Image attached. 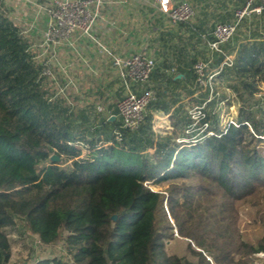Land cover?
<instances>
[{
	"label": "trees",
	"instance_id": "16d2710c",
	"mask_svg": "<svg viewBox=\"0 0 264 264\" xmlns=\"http://www.w3.org/2000/svg\"><path fill=\"white\" fill-rule=\"evenodd\" d=\"M231 41L211 51L208 67L218 71L212 85L219 78L237 94V121L221 129L211 119L206 87L195 105L200 113L186 114L180 140L174 129L155 137L147 110L129 130L115 119L88 123L84 111L56 95L0 1V264L10 259L5 229L19 219L40 243L61 241L69 259L32 264H183L166 250L175 237L185 240L195 264H253V255L264 252V234L255 241L243 236L238 208L254 206L264 228V39H237L225 51ZM173 51L179 61L190 54L183 46ZM198 60L191 54L183 65L202 88L193 70ZM154 90L147 109L160 106L163 89ZM164 182V192L150 188Z\"/></svg>",
	"mask_w": 264,
	"mask_h": 264
},
{
	"label": "crops",
	"instance_id": "0c3cea01",
	"mask_svg": "<svg viewBox=\"0 0 264 264\" xmlns=\"http://www.w3.org/2000/svg\"><path fill=\"white\" fill-rule=\"evenodd\" d=\"M198 2L199 5L212 2L215 7L217 6V11L224 13L231 7L234 10L244 0H198ZM219 5L222 6L218 8ZM193 7L195 10L196 7ZM39 12L45 14L42 11ZM196 15L194 13L188 23L191 28L189 31L185 25L169 23L168 19L154 6L152 0H105L101 16L92 27L91 34L98 39L106 51L88 37L75 31L70 40L54 46L58 84L62 81L61 86H63L69 80L64 91L70 89L69 86L76 85L74 88L71 86L74 92H84L83 95H79V99L76 97L78 103H94L97 116L118 120L117 102L123 94V84L107 52L122 56L136 51L148 53L155 58L156 63L149 84L154 89L157 86L163 89V92L158 94L161 95L160 106L147 109L152 116L153 134L156 137L175 130L179 140L182 138V128L185 127L183 123L187 120L185 109L192 104H198V96L202 95L201 88L195 86L194 81L191 82L185 76L188 69L183 65L191 54L198 57L204 46L202 37L199 41L191 36L192 34L196 37L202 36L204 32L202 28L204 23L200 21L201 19L197 20ZM46 21L47 16L45 24ZM176 46H183L189 51V56L180 61L176 59L173 55ZM181 67L182 72L179 70ZM170 76L179 80L176 82L169 80ZM131 87L140 90L137 85L131 84ZM56 93L64 95V92ZM79 104L73 108L85 110L88 116L89 112L81 108Z\"/></svg>",
	"mask_w": 264,
	"mask_h": 264
},
{
	"label": "rangeland",
	"instance_id": "374dc122",
	"mask_svg": "<svg viewBox=\"0 0 264 264\" xmlns=\"http://www.w3.org/2000/svg\"><path fill=\"white\" fill-rule=\"evenodd\" d=\"M2 3L3 11L7 16L14 20V22L19 26L20 30L24 33L27 37L28 41L31 45V50L35 54V60L37 62H41L42 59L46 57H50L51 67L53 72L56 75L57 68L55 67L56 63V56L54 57L52 53H45V55L41 53L42 47L40 46L42 35L45 29V19L46 15L39 12L36 5L34 3L38 2L40 4H44L47 0H0ZM193 6H195V13L196 19H201L203 21V31L205 37L208 38L212 28V21L216 20H224L230 19L232 17L233 7L226 12L217 11V6L215 7L212 2H207L199 5L198 0H188ZM222 6L219 5L218 8ZM147 7V6H146ZM41 13V14H40ZM43 14V15H42ZM42 18H41V17ZM37 18V19H36ZM195 19V20H196ZM213 21V22H214ZM252 36L261 37L264 39V15L260 17H250L245 19L240 27L238 28L237 32L231 39L232 41L224 48L225 51H231L234 46L235 48V41L242 38H250ZM203 47L198 55L199 60H208L212 58L211 51L206 46L205 41L203 40ZM229 56L233 57V52L229 54ZM213 62V58H212ZM56 70V71H55ZM213 71L214 68L207 67L205 69V76L207 78L212 77L213 80ZM211 79V78H210ZM62 81H59L60 86L62 85ZM260 83V82H259ZM51 89L57 92L58 87L54 84L49 83ZM73 86V85H71ZM66 89L63 95L66 102L74 103L69 104L79 106L81 108H85L89 115L88 123H95L100 118L97 116V112H95L94 103L86 104L84 102H77L76 97L79 99V95H83L84 92L78 91L74 92L72 89ZM261 91L258 93V96L264 95V84L260 83ZM94 87V86H93ZM215 90V95H205V98L208 97V100L204 101V108L207 109L209 112L211 119H216L218 122V126L221 129H224L227 124L230 122H236L239 117V108H240V101L237 96L227 85L223 83L221 79L216 78L215 84L213 85ZM56 95H60L57 94ZM212 96V97H210ZM207 99V98H206ZM78 103V104H77ZM100 105V104H99ZM254 107V104H251ZM75 110V109H74ZM187 114L194 113L196 111V107L194 104L187 106L185 109ZM79 112L81 110H75ZM85 111V110H84ZM210 119V120H211ZM195 127V126H191ZM185 128H182V132ZM192 135L195 134V131L191 133ZM181 137V136H180ZM180 140V139H179ZM260 144H264V141ZM88 150L83 149L82 155L87 154ZM182 180L178 179L176 182H180ZM194 179L184 180L185 183H194ZM168 182H164L158 185L150 184V188L153 190H160L164 192L165 188L167 187ZM239 214H240V221L239 227L241 231L244 233L245 236L249 240L255 241L256 238L262 236L264 234V228L261 224L256 223V214H255V207L249 204H242L239 206ZM5 232L8 236L10 242V259L8 264H32L34 261L38 259H42L45 257H57L62 259L64 263H68L69 259L66 256L63 248V244L61 241L55 242L53 244L45 245L40 243L38 237L28 231L25 227L24 223L19 219L16 220V224L13 227H8L5 229ZM167 252L174 253L179 255L182 260L183 264H195V258L189 254L185 247V240L182 237H175V239L171 240V242L167 245ZM207 259L210 257L207 256ZM253 264H264V252H259L253 255Z\"/></svg>",
	"mask_w": 264,
	"mask_h": 264
},
{
	"label": "built area",
	"instance_id": "2783aa9c",
	"mask_svg": "<svg viewBox=\"0 0 264 264\" xmlns=\"http://www.w3.org/2000/svg\"><path fill=\"white\" fill-rule=\"evenodd\" d=\"M28 1V0H27ZM36 1V0H35ZM105 0H47L46 3H34L38 11L47 16L46 26L42 35L40 46L42 55L52 53L54 46L67 42L71 35L77 31L82 36L91 39L101 49L105 47L92 34V27L101 16L102 6ZM154 6L163 14L172 25L189 23L194 16L195 10L186 0H152ZM230 20L215 21L211 28V38L201 36L210 51H220V45L233 38L242 22L250 17H260L264 14V0H244L234 8ZM117 74L122 79L123 94L117 102L118 120L122 128L134 130L141 125L145 118L147 107L155 99V90L149 84L150 75L155 67V58L141 51L132 52L127 56L107 52ZM50 57L42 59L41 75L54 85L58 86V92L63 93L69 80L63 86L58 84L57 77L52 70ZM232 56L227 55L222 63L229 64ZM208 60H198L193 64L195 79L202 86L201 91L206 87L209 95L213 91L212 77L205 76V69L208 67ZM218 73L214 68L213 77ZM131 84L140 87V90L132 89ZM191 113L193 119L200 113L199 107ZM118 136V132L115 131Z\"/></svg>",
	"mask_w": 264,
	"mask_h": 264
},
{
	"label": "water",
	"instance_id": "95a60500",
	"mask_svg": "<svg viewBox=\"0 0 264 264\" xmlns=\"http://www.w3.org/2000/svg\"><path fill=\"white\" fill-rule=\"evenodd\" d=\"M50 160L51 161H58L59 160V157L57 155H51L50 156ZM114 218H115V216L113 215L112 216V219H114Z\"/></svg>",
	"mask_w": 264,
	"mask_h": 264
}]
</instances>
